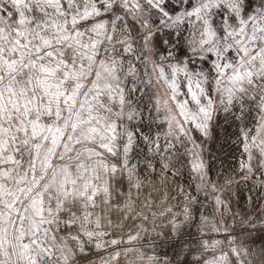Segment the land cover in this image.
Masks as SVG:
<instances>
[{
	"label": "snow or ice",
	"instance_id": "6c2138e0",
	"mask_svg": "<svg viewBox=\"0 0 264 264\" xmlns=\"http://www.w3.org/2000/svg\"><path fill=\"white\" fill-rule=\"evenodd\" d=\"M0 264H264V0H0Z\"/></svg>",
	"mask_w": 264,
	"mask_h": 264
}]
</instances>
